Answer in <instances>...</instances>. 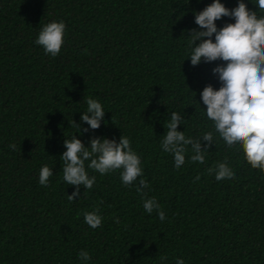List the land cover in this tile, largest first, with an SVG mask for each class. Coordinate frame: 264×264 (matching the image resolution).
Returning <instances> with one entry per match:
<instances>
[{
	"label": "trees",
	"instance_id": "1",
	"mask_svg": "<svg viewBox=\"0 0 264 264\" xmlns=\"http://www.w3.org/2000/svg\"><path fill=\"white\" fill-rule=\"evenodd\" d=\"M211 3L0 0V264H264V171L239 145L226 147L200 95L221 87L212 69L226 62L192 66L189 58L191 30H201L194 13ZM221 3L231 10L238 0ZM244 3L264 15L256 0ZM53 21L66 25L56 57L35 44ZM88 98L105 111L95 130L81 122ZM172 112L184 117L177 131L186 138L213 134L203 164L191 161L190 145L179 169L163 151ZM74 135L86 147L94 137L129 138L148 188L137 191L139 178L125 187L122 170L101 175L86 161L96 182L69 201L76 188L64 182L60 156ZM219 163L233 179H215ZM44 165L53 171L48 186L39 184ZM152 197L164 221L145 211ZM97 209L102 225L92 229L83 214ZM81 250L89 261L78 258Z\"/></svg>",
	"mask_w": 264,
	"mask_h": 264
},
{
	"label": "clouds",
	"instance_id": "2",
	"mask_svg": "<svg viewBox=\"0 0 264 264\" xmlns=\"http://www.w3.org/2000/svg\"><path fill=\"white\" fill-rule=\"evenodd\" d=\"M189 0H185L188 3ZM255 5L264 13V0H256ZM195 23L201 29L191 30L189 58L192 66L205 62L222 60L225 65L213 68V74H218L221 87L215 90L207 85L200 93L203 104L206 106V115L213 121L216 132L223 139L226 147L231 149L239 145L244 153V158L253 169L264 171V15L257 16V11L249 10L244 0H238V5L227 8L221 0H213L202 11L194 13ZM223 17L234 19V23H226L222 28H217L216 21ZM66 25L63 21L50 22L44 25L35 44L42 46L45 54L56 57L64 43ZM215 36V42L212 37ZM197 41L199 43L197 44ZM87 110L81 116V122L90 126L91 130L100 128L104 120L105 111L100 102L88 98ZM184 117L172 112L165 123L166 134L161 143L163 151L173 154L174 166L179 169L185 163V153L188 146L194 153L190 157L192 162H205V152L214 145L213 134L205 132L197 139L186 138L184 132L177 131ZM72 124L81 130L74 120ZM89 128H83L86 133ZM202 141L207 144L202 146ZM15 149V144H10ZM66 151L60 156L63 161V180L67 185L75 186L76 191L68 195L69 201L80 195V187L92 189L96 182L95 176L90 177L86 171L85 162L89 161L90 168L101 175L116 170L120 172V179L125 187L133 185L139 178L138 192L148 188L143 177L140 157L131 147L130 139L121 136L119 143L114 139L94 137L90 140V147L74 135L71 140H64ZM209 174L213 169H208ZM53 171L44 165L39 172V184L48 186L49 178ZM234 172L226 163H219L215 168V179H233ZM200 177L197 176L196 180ZM145 211L151 214L158 212L159 219L165 220V213L160 210V205L155 197L145 199ZM99 209L85 212L84 222L96 229L102 225V216ZM78 258L82 262L91 259L89 253L81 250ZM162 261L166 256H161ZM176 264H184L183 259H178Z\"/></svg>",
	"mask_w": 264,
	"mask_h": 264
}]
</instances>
